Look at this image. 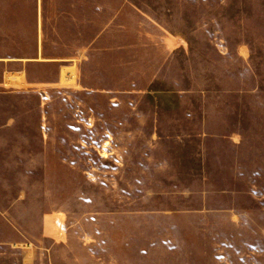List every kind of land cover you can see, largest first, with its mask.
Returning a JSON list of instances; mask_svg holds the SVG:
<instances>
[{
  "label": "rangeland",
  "instance_id": "1",
  "mask_svg": "<svg viewBox=\"0 0 264 264\" xmlns=\"http://www.w3.org/2000/svg\"><path fill=\"white\" fill-rule=\"evenodd\" d=\"M174 30L93 90L0 92V264H264V0H185Z\"/></svg>",
  "mask_w": 264,
  "mask_h": 264
},
{
  "label": "crops",
  "instance_id": "2",
  "mask_svg": "<svg viewBox=\"0 0 264 264\" xmlns=\"http://www.w3.org/2000/svg\"><path fill=\"white\" fill-rule=\"evenodd\" d=\"M184 11L185 0H0V92L47 96L48 85L93 90L88 67L136 64L126 62L130 50L184 49V36L175 38L174 30ZM33 65H55L57 76L35 81Z\"/></svg>",
  "mask_w": 264,
  "mask_h": 264
}]
</instances>
